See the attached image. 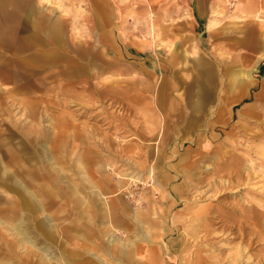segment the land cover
<instances>
[{
  "label": "rangeland",
  "instance_id": "374dc122",
  "mask_svg": "<svg viewBox=\"0 0 264 264\" xmlns=\"http://www.w3.org/2000/svg\"><path fill=\"white\" fill-rule=\"evenodd\" d=\"M2 23L0 263L264 264V0H0ZM17 146L27 172L5 177Z\"/></svg>",
  "mask_w": 264,
  "mask_h": 264
},
{
  "label": "bare ground",
  "instance_id": "6f19581e",
  "mask_svg": "<svg viewBox=\"0 0 264 264\" xmlns=\"http://www.w3.org/2000/svg\"><path fill=\"white\" fill-rule=\"evenodd\" d=\"M45 1L47 0H40V3H44ZM63 6L62 5H59L58 8H62ZM64 12V11H63ZM33 13V11H32ZM31 20H33L32 22V26L38 28V27H41V31L43 32V35L46 36V38H48L50 41L54 42V43H57L60 45H62V41H63V38H64V31H63V23L59 20V19H54V20H49V17H46V18H41V17H34L32 18L31 16ZM10 21V20H8ZM11 23H13V20H11ZM261 24V23H259ZM3 25V28H2V31H0V34H6L8 36L11 35L12 33V30H13V25L11 26L8 25L7 23H2ZM217 28V22L214 21V20H211L209 23H208V29L211 30V31H214L215 29ZM23 31V30H22ZM156 31L154 29V34H153V39H156ZM36 37V40H38V42H42L43 39H41V37H38V36H34ZM38 38H40L42 41H40ZM32 39V38H30ZM32 41V40H31ZM37 42H33V43H30V44H39ZM64 44V43H63ZM64 47V46H63ZM65 48V47H64ZM171 51H173L172 48H170ZM39 52V51H38ZM36 52V53H38ZM33 59V58H32ZM32 59H29L27 61H22L21 63L19 64H23L22 65V68L29 65L30 61ZM264 59V53H261L257 59V62H259L260 60H263ZM90 60V59H89ZM34 61V60H32ZM21 66V65H20ZM16 67L18 68L19 65H16ZM236 71V70H235ZM3 76H1L0 74V79H3L2 78ZM251 78V71H239L237 74H235L234 78H232L231 80V84L233 85V88L235 89L236 87H238L240 84L242 83H245L246 81H248V79ZM251 81V80H250ZM250 85V84H249ZM253 86V85H252ZM247 91V90H246ZM38 136L42 135V130L41 129H38ZM10 147V145H9ZM8 148V146H5V149ZM11 148V147H10ZM24 147L22 146H17V148H15L17 151H13V152H9L8 151V154L6 156V159H5V156H4V159H3V167L5 169H7L8 171V174L5 176V177H24L25 176V173L27 172V161H26V158L24 157V155H27V153L24 152L23 150ZM14 149V150H15ZM10 153V154H9ZM73 151L71 152V154L69 155L70 156V159L72 160L73 158ZM79 167L83 170V166L81 164V162H79ZM40 168L41 170L43 169L42 166L40 165ZM135 168V167H134ZM60 170V168H59ZM42 172V171H41ZM151 172V171H150ZM82 174L84 175V177H88L86 175V173L84 171H82ZM142 175V174H141ZM1 176V175H0ZM152 176V175H151ZM2 177V176H1ZM137 177H140V176H137ZM85 179V178H84ZM134 179V178H132ZM140 178H135V180H138ZM19 181V180H18ZM88 181V180H87ZM132 181V180H131ZM57 185V184H56ZM59 186V185H58ZM77 187L78 186H75L73 184H69V187H67V192H73L75 193V195H77ZM103 189V188H102ZM104 190V189H103ZM80 193V192H79ZM70 194V193H69ZM57 195V194H56ZM97 195V193H96ZM102 196V195H101ZM73 197V196H72ZM74 199V198H73ZM79 199V198H78ZM103 199V198H102ZM2 201V199H1ZM79 201V200H78ZM86 202V201H85ZM41 204V206H43V202L42 200L39 202ZM104 206H109L108 203H106V200H104ZM2 204H8L6 201L4 202H1L0 203V218H11L12 216H14V214L16 212L12 211L11 209L13 208L12 206L11 207H1V206H4ZM14 205V204H13ZM105 211L102 213V216H104L105 220H103L101 223L105 224L107 227V234H108V237H107V240L109 241L112 249L118 253L119 255H122V256H125L127 259H128V262H133L136 260L135 256L137 255V249H136V245L133 242H125L124 240H118L115 238V235H114V232L112 231L111 229V222H109L110 220L107 219V216H108V212H109V209H104ZM124 212V211H123ZM89 213V212H88ZM131 213V212H130ZM132 214V213H131ZM126 218V217H125ZM17 220V219H16ZM108 220V221H107ZM89 221V220H88ZM132 222V221H131ZM5 223V222H4ZM92 223V222H91ZM133 223V222H132ZM6 224V223H5ZM102 224V225H103ZM8 225V224H7ZM6 225V226H7ZM10 225V224H9ZM40 225H43L44 228L45 227H49L50 225V217L48 216H45L41 222H40ZM52 228V227H51ZM5 231L7 233H10L12 234L14 237H18L19 236V233H17L15 231L14 228L12 227H5L4 228ZM97 233V232H96ZM52 234V233H51ZM93 235V234H92ZM89 236V235H88ZM91 236V235H90ZM140 238V236H138ZM146 240H151L152 239V233L148 232L147 235L144 236ZM143 237V238H144ZM85 239V238H84ZM83 239V240H84ZM141 239V238H140ZM20 240V239H19ZM22 240V239H21ZM92 240V239H91ZM138 240V238H137ZM136 240V241H137ZM90 241V240H89ZM96 241V240H95ZM139 241V240H138ZM21 242V241H20ZM19 242V243H20ZM87 243V242H86ZM90 243V242H89ZM147 243V242H146ZM84 244V243H83ZM91 244V243H90ZM26 244H24L25 246ZM95 245V244H94ZM23 246V245H22ZM89 248V247H88ZM87 248V251H89ZM101 249V247H100ZM27 252H32L30 251V249H28V245H27ZM91 253V252H90ZM105 253V252H104ZM38 257V260H37V264H51L47 258V256L43 253V252H40V253H35ZM70 254H73L75 255L76 254V250L74 249V247L72 249H70ZM107 254V253H106ZM110 255V253H109ZM104 256V255H103ZM142 256V255H141ZM93 257L95 259H98V260H101L102 262L106 263V260L101 258L98 254H94ZM21 258V257H20ZM56 260V264H74L73 262L71 263H68L67 260H62V259H55ZM117 260V259H116ZM121 261V260H120ZM6 262V261H4ZM4 262H1L0 264H4ZM119 262V261H118ZM28 264H34V260H30L29 262L27 261ZM98 263V262H97ZM80 264H84V262H81ZM109 264V263H107Z\"/></svg>",
  "mask_w": 264,
  "mask_h": 264
},
{
  "label": "crops",
  "instance_id": "0c3cea01",
  "mask_svg": "<svg viewBox=\"0 0 264 264\" xmlns=\"http://www.w3.org/2000/svg\"><path fill=\"white\" fill-rule=\"evenodd\" d=\"M200 18H201V16L198 15V19L196 18V21L198 22V21L200 20ZM214 21H215V20H214ZM209 22H210V21H209ZM260 61H261V60H260ZM260 61H259V62H260ZM259 62H258V63H259Z\"/></svg>",
  "mask_w": 264,
  "mask_h": 264
}]
</instances>
